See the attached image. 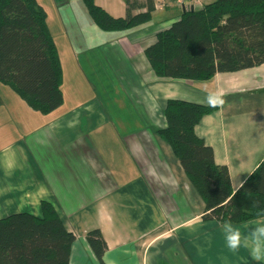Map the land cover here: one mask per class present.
Here are the masks:
<instances>
[{
    "label": "crops",
    "instance_id": "crops-1",
    "mask_svg": "<svg viewBox=\"0 0 264 264\" xmlns=\"http://www.w3.org/2000/svg\"><path fill=\"white\" fill-rule=\"evenodd\" d=\"M52 1L66 36L63 47L54 38L64 102L16 135L0 126V219L41 217L42 201L50 202L76 238L69 264H102L86 239L92 230L107 244L103 264H264L247 248L231 251L221 224L203 220L204 201L157 134L168 100L210 106L207 95L222 93L225 103L195 132L237 191L264 160V64L208 81L160 78L145 51L192 5L96 0L114 18L153 8L144 26L103 32L82 0ZM254 222L237 227L247 234Z\"/></svg>",
    "mask_w": 264,
    "mask_h": 264
},
{
    "label": "trees",
    "instance_id": "trees-1",
    "mask_svg": "<svg viewBox=\"0 0 264 264\" xmlns=\"http://www.w3.org/2000/svg\"><path fill=\"white\" fill-rule=\"evenodd\" d=\"M91 20L103 32H119L151 22L153 8L114 18L96 4L82 0ZM145 55L160 78L208 81L264 64V0H215L185 11L156 36ZM0 82L11 87L33 110L49 114L63 105V69L37 0H0ZM170 99L167 126L157 130L179 160L187 178L205 203L203 220L235 226L264 217V160L234 191L227 166L215 163L214 150L195 128L217 110ZM42 216L28 212L0 219V264H69L75 236L54 206L41 203ZM103 264L107 244L100 230L86 235Z\"/></svg>",
    "mask_w": 264,
    "mask_h": 264
},
{
    "label": "rangeland",
    "instance_id": "rangeland-1",
    "mask_svg": "<svg viewBox=\"0 0 264 264\" xmlns=\"http://www.w3.org/2000/svg\"><path fill=\"white\" fill-rule=\"evenodd\" d=\"M39 1L45 6V9L48 13V24L53 38H55L56 42L61 47H63L66 36L63 33V30L57 28L55 22L56 13L53 1ZM202 7L203 5H200L198 8L195 9H200ZM0 84V86H4L5 88V91H3V89H0V126H4V128L8 129L12 135H16V127L19 131L23 128L27 129L24 123H26L28 119L33 117L40 118V116L47 115L33 110L11 87L7 85H2L1 82Z\"/></svg>",
    "mask_w": 264,
    "mask_h": 264
},
{
    "label": "clouds",
    "instance_id": "clouds-1",
    "mask_svg": "<svg viewBox=\"0 0 264 264\" xmlns=\"http://www.w3.org/2000/svg\"><path fill=\"white\" fill-rule=\"evenodd\" d=\"M207 103L213 107L223 105L225 103L223 94L209 93ZM254 223L255 226L247 234L243 233L231 220L224 222L220 228L226 245L231 251L236 252L241 247L247 248L253 260L259 262L264 260V217L257 219Z\"/></svg>",
    "mask_w": 264,
    "mask_h": 264
},
{
    "label": "built area",
    "instance_id": "built-area-1",
    "mask_svg": "<svg viewBox=\"0 0 264 264\" xmlns=\"http://www.w3.org/2000/svg\"><path fill=\"white\" fill-rule=\"evenodd\" d=\"M179 6H185V4L192 5L193 8H198L201 4V0H175Z\"/></svg>",
    "mask_w": 264,
    "mask_h": 264
}]
</instances>
